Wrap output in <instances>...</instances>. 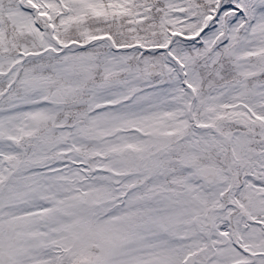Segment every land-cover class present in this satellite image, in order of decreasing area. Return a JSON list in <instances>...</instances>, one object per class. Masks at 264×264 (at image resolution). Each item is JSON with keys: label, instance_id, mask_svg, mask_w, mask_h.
<instances>
[{"label": "snow or ice", "instance_id": "1", "mask_svg": "<svg viewBox=\"0 0 264 264\" xmlns=\"http://www.w3.org/2000/svg\"><path fill=\"white\" fill-rule=\"evenodd\" d=\"M0 264H264V0H0Z\"/></svg>", "mask_w": 264, "mask_h": 264}]
</instances>
